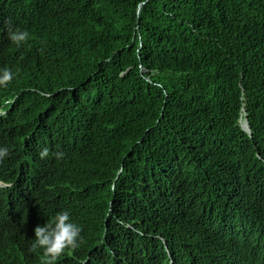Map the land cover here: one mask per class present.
<instances>
[{
  "label": "trees",
  "instance_id": "1",
  "mask_svg": "<svg viewBox=\"0 0 264 264\" xmlns=\"http://www.w3.org/2000/svg\"><path fill=\"white\" fill-rule=\"evenodd\" d=\"M9 22L30 33L19 48ZM4 68L13 79L0 94L16 97L0 115V180L15 164L28 189L0 186V264H40L30 226L34 239L62 209L83 243L59 264H78L106 224L97 250L110 264H164L148 234L168 236L174 264H201L178 254L193 248L189 233L161 223L191 228L249 193L264 204V0H0Z\"/></svg>",
  "mask_w": 264,
  "mask_h": 264
},
{
  "label": "clouds",
  "instance_id": "2",
  "mask_svg": "<svg viewBox=\"0 0 264 264\" xmlns=\"http://www.w3.org/2000/svg\"><path fill=\"white\" fill-rule=\"evenodd\" d=\"M141 8L142 4L138 7L137 11ZM7 31L9 40L15 44L17 48L25 44L30 38V33L27 30H22L18 26H13L11 22L8 23ZM22 58L23 57L21 56V59ZM12 79L13 73L10 69L4 68L0 70V86L7 87ZM17 91L18 89L13 87L12 93H16ZM15 97L16 95L12 96L5 93L0 94V98L4 100L3 103H0V115L7 111ZM245 120L248 124L246 116ZM242 129L245 132L250 133L249 124L247 130L243 127ZM9 154L10 150L8 147L0 146V163H3L4 159L8 157ZM49 155L50 152L47 147L39 152V157L41 159H47ZM52 155H54L56 159H61L65 154L63 151H57ZM12 168L14 179L10 181L0 180V186H12L15 188L16 193L23 195L28 189V182L26 180L22 182L20 178H17L19 174L22 173V170L18 165L14 164ZM122 171V169H119V174ZM123 174H126V172L124 171ZM70 181L69 177L65 178L62 182L63 186H69ZM204 181H209L207 172L204 176ZM134 184L137 185V188L144 185L142 180L135 181ZM231 184L232 180L230 177L227 181V186L230 187ZM206 189L209 192L215 193L212 183H209L206 186ZM75 191H77V189L70 188L67 192L59 193L56 196L57 199L54 207H56L62 200L64 193L73 195ZM136 194L141 199L151 198L147 192H138ZM181 196L183 195L181 194ZM156 199V196L152 197V200ZM108 209V212L103 214L105 217L104 219L108 218L109 213H111L110 208ZM50 212L51 209L44 214L42 219H45ZM211 214L212 212L195 219L191 224V228H188L185 223H174V225H171L175 219L171 222L167 221L161 223L166 231L171 227L182 228L186 233H189L187 238L193 241V248L184 249L178 252L186 262H199L201 264H264L263 203L253 200L252 195L249 193L243 196L237 205L221 211L214 220H211ZM186 216L188 220L193 219L191 210L186 213ZM119 222L127 229L133 227V225L124 224L121 221ZM103 223L106 222L104 221ZM143 223L144 219L142 218L134 221V224L142 225ZM81 226H83V224L79 225L72 220L70 212L67 209H62L48 219L43 226L39 224L35 226L34 239L31 238L33 223L31 224L30 243H32L28 250L32 253H36L37 250H40V264H59L65 259H75V252L83 243V237L81 236L83 229ZM209 227L213 230V236H210L208 233ZM106 230L107 224L102 233L101 242L92 247L84 257L78 259V264H110L109 261L106 260L97 250V248L102 245L108 247L104 241ZM148 236L160 241L161 245L164 247V253L168 256V260H165L164 264H174V257H172V254L168 249V236L159 234H148ZM109 250L114 252L112 249ZM157 260L158 256L152 264H155Z\"/></svg>",
  "mask_w": 264,
  "mask_h": 264
}]
</instances>
